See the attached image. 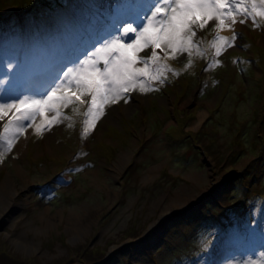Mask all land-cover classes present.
Listing matches in <instances>:
<instances>
[{"label":"rangeland","instance_id":"obj_1","mask_svg":"<svg viewBox=\"0 0 264 264\" xmlns=\"http://www.w3.org/2000/svg\"><path fill=\"white\" fill-rule=\"evenodd\" d=\"M144 5L0 0V103L42 92ZM257 23L220 31L237 37L218 57L214 21L193 37L203 56L157 49L179 74L107 105L87 135L79 102L41 133L28 121L9 132L0 254L23 264H264V18Z\"/></svg>","mask_w":264,"mask_h":264},{"label":"snow or ice","instance_id":"obj_2","mask_svg":"<svg viewBox=\"0 0 264 264\" xmlns=\"http://www.w3.org/2000/svg\"><path fill=\"white\" fill-rule=\"evenodd\" d=\"M257 17L264 18V0H145L132 22L124 23L118 29V35L104 38L93 46V50L69 59L71 66L62 67L52 75L51 84L42 92L0 103V121L9 117L0 132V141L4 142L0 143V148L11 150L14 140L7 138V134H22L25 121L30 122L28 127L35 125L36 132L41 133L46 126L51 127L59 121L63 116L62 109L76 102L87 105L83 120V132L87 135L107 105L115 104L137 87L141 92L151 91L150 81L163 82L164 72L179 74L167 64L159 63L161 56L157 49L172 58L182 53L191 56L193 49L203 56L193 37L197 30L214 21L216 35L210 47L215 48L218 57L234 45L237 37L235 31L231 37L220 35V31L247 19L258 27ZM147 49L151 50L150 56L139 55ZM138 63L143 67H137ZM191 63L189 60L185 69ZM219 63V60L214 61V64ZM37 119L39 123H36ZM2 156L3 151H0Z\"/></svg>","mask_w":264,"mask_h":264},{"label":"trees","instance_id":"obj_3","mask_svg":"<svg viewBox=\"0 0 264 264\" xmlns=\"http://www.w3.org/2000/svg\"><path fill=\"white\" fill-rule=\"evenodd\" d=\"M89 257V256H88ZM6 260L10 263V264H23L22 260H20V258L18 257H9L5 254H0V261L2 262H6ZM96 260V259H95ZM94 261L93 258H90L89 262ZM41 264V263H40Z\"/></svg>","mask_w":264,"mask_h":264},{"label":"bare ground","instance_id":"obj_4","mask_svg":"<svg viewBox=\"0 0 264 264\" xmlns=\"http://www.w3.org/2000/svg\"><path fill=\"white\" fill-rule=\"evenodd\" d=\"M228 30V28H225L223 31H227Z\"/></svg>","mask_w":264,"mask_h":264}]
</instances>
